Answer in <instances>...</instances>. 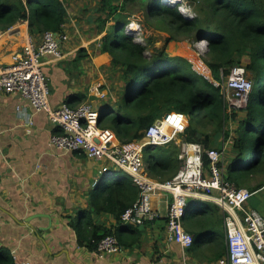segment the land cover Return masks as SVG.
I'll return each mask as SVG.
<instances>
[{"label": "trees", "instance_id": "16d2710c", "mask_svg": "<svg viewBox=\"0 0 264 264\" xmlns=\"http://www.w3.org/2000/svg\"><path fill=\"white\" fill-rule=\"evenodd\" d=\"M99 1V8L108 12V17L100 19L99 32L105 29L108 20H114L102 37L101 49L112 54V63L120 67L124 80L123 91L114 106L103 108L100 124L113 128L117 137L127 142L142 137L144 130L164 111H183L189 115L185 140L200 142L208 149L220 148L225 141L223 134L225 139L232 137L231 156L226 165L229 179L238 186H247L254 174H264V0H189L197 13L193 18L185 17L178 5L143 0L140 7L171 29L166 40H174L176 49L160 48L150 56L145 53L146 46L125 30L130 21L129 12L133 11H128L126 6L131 0ZM68 15L67 0H0V29L28 21L36 39L46 30L62 32ZM36 34L39 37H34ZM202 36L208 40L205 55L193 53L187 45L178 42L185 39L194 42ZM180 51L190 53L176 54ZM88 55L82 47L75 61ZM245 57H249L246 70L253 77H250L253 88L248 104L228 111L219 82L229 74L232 65L243 63ZM127 88L130 93L126 98L123 94ZM179 153L180 146L175 142L146 147L144 156L149 173L162 181L172 179L182 164ZM203 159L207 171L210 159L206 153ZM262 188L264 180L250 189ZM139 193L140 188L131 176L122 171L117 180L94 188L90 209L81 213L108 211L120 221L122 212L134 203ZM196 207L203 208L196 212L198 216L209 210L206 202L190 198L187 208ZM217 208L220 206L215 203L214 209ZM258 209L264 214V198L260 199ZM184 225L187 228L186 222ZM76 226L80 244L84 242L89 248L96 249L98 241L111 233L118 236L121 244L125 243L121 226L115 231L99 226L92 230L84 225ZM208 231L211 235L217 232L213 227L191 231L192 247ZM14 262L11 249L0 245V264Z\"/></svg>", "mask_w": 264, "mask_h": 264}, {"label": "crops", "instance_id": "0c3cea01", "mask_svg": "<svg viewBox=\"0 0 264 264\" xmlns=\"http://www.w3.org/2000/svg\"><path fill=\"white\" fill-rule=\"evenodd\" d=\"M81 1L67 0L69 15L62 31L69 36L62 42L65 56H43L51 103L57 106L67 101L75 105L88 100L99 110L113 107L117 91L111 83L117 76L108 67L118 74L121 70L112 63V54L102 51L99 45L114 21L102 32L99 28L93 30L96 16L93 12L81 15L82 4L89 0ZM29 37L28 21H18L3 30L0 59L11 61ZM82 47L89 55L76 62ZM246 59L249 61L245 57L243 62ZM99 92L104 94L100 96ZM61 131L46 111H34L20 94L0 91V245L15 249L29 264H223L227 254L224 211L221 207L214 209L216 202L211 196L196 197L209 205L207 213L198 216L196 212L202 207L189 208L184 217L191 231L211 227L217 230L213 235L208 231L194 247L167 238L170 192L153 196L160 216L140 225L124 224L108 211L81 213L90 209L94 188L108 183L110 175L101 173L103 161L83 151L54 146L51 135ZM230 145H226V165ZM261 198L263 188L248 203L258 208ZM76 225L112 231L121 226L125 243L119 252L102 255L84 242L80 244Z\"/></svg>", "mask_w": 264, "mask_h": 264}, {"label": "built area", "instance_id": "2783aa9c", "mask_svg": "<svg viewBox=\"0 0 264 264\" xmlns=\"http://www.w3.org/2000/svg\"><path fill=\"white\" fill-rule=\"evenodd\" d=\"M188 1L158 0L160 4L178 5L185 17L193 18L197 13ZM139 26L135 19L130 20V29L135 30ZM2 34L3 30L0 29V37ZM68 38L67 33L60 32L57 35V31L46 30L39 39L29 37L13 53L11 61L0 59V91L20 94L30 102L34 111H46L50 119L62 128L61 132L52 134L50 138L57 148L83 151L88 157L103 161V175L121 170L131 176L140 188V193L134 203L122 212L121 221L124 224L140 225L156 219L160 212L154 207L153 196L170 192L172 197L168 200L167 238L190 247L194 235L184 225V217L189 210L188 202L192 197L211 196L224 211L227 254L223 264H264V214L248 203L257 190L238 186L227 177L225 141L221 148L208 149L200 142H175V135L185 132L189 115L183 111L167 110L144 130L142 137L122 142L113 128L100 124L101 111L90 101L85 100L76 105L64 101L57 106L52 105L48 76L43 69V56L63 58L62 42ZM199 42H205L204 46H199ZM207 42L203 36L197 46L206 51ZM227 77L225 79L222 76L219 82L227 110L247 106L253 80L245 64L232 65ZM103 94L99 92L100 96ZM171 142L180 146L182 164L172 179L162 181L149 173L144 151L148 146ZM204 153L210 159L207 171ZM97 184L98 181L95 182ZM122 247L118 236L111 233L98 241L96 251L103 255L119 252ZM11 253L14 264H29L15 249Z\"/></svg>", "mask_w": 264, "mask_h": 264}, {"label": "rangeland", "instance_id": "374dc122", "mask_svg": "<svg viewBox=\"0 0 264 264\" xmlns=\"http://www.w3.org/2000/svg\"><path fill=\"white\" fill-rule=\"evenodd\" d=\"M143 0H131L127 3V10L128 11H132L129 12V20L135 19L137 22H139L140 26L137 27V29H130L129 28V23L126 25L125 30L130 33L131 35H133L135 37V39L139 42H141L142 44H144L146 46V50L145 53L150 56L153 52L157 51L160 48H168L173 50L175 43L174 40L173 41H167L166 38L171 34V29L164 23H162L160 21V19L154 18V16L149 15L147 10L143 9L140 7V3ZM82 1L80 0V3ZM99 0H89V3H87L86 1H84V3L82 4L83 8H81V12L80 14L83 16H87L88 13L93 12L94 15L96 16L95 18V25L94 27H92V29L94 30L95 28H99V25L101 22V18L103 17H108V12H104L103 10H101L99 7ZM90 5V6H88ZM193 8L194 5L192 4ZM195 10V9H194ZM196 11V10H195ZM126 13V12H125ZM114 20H108L107 24H111ZM130 22V21H129ZM114 23V22H113ZM203 37V36H202ZM202 37H198V40H195L194 42H188V39L185 40H179L178 42L182 43L183 45H187L189 50H191L193 53H197V54H201V55H205V51H203L204 49H200L199 46H197L198 41H200L202 39ZM207 38V36H206ZM182 39V38H180ZM101 46V44L99 45ZM195 51H194V50ZM176 50V49H174ZM190 53V52H189ZM189 53H185L183 51H180L179 53L176 54H182V55H189ZM247 59L244 60V64H246ZM116 70H117V66ZM110 73L112 74H116V78L115 80H112V89L114 91H117V95L116 98L118 99L120 96V91H123V87H124V80H123V75H122V71L118 74L117 71L113 70L111 66L108 67ZM249 76L252 77V73L250 71H247ZM112 74V75H113ZM113 76H111L112 78ZM228 78L227 76H225V79ZM253 78V77H252ZM118 86V89H115V87ZM101 88V85H100ZM262 90L264 91V81L262 83ZM130 93V89L127 88L124 90V97H128ZM100 111L103 112V109L100 108ZM232 124V122H230ZM232 127V126H231ZM230 127V128H231ZM232 129V128H231ZM175 142H181L182 140H185V133H180V134H176L175 135ZM222 140H225L226 145L228 144V142H230L232 140V137L230 136L229 138L227 137V139H225L224 134L222 136ZM122 171L121 170H116L113 174H111L108 178V181H114L117 180L119 178V176H121ZM264 180V174H254V176L251 178L250 182L247 184L246 187H254L259 181ZM256 197V196H255ZM252 207V206H251Z\"/></svg>", "mask_w": 264, "mask_h": 264}, {"label": "bare ground", "instance_id": "6f19581e", "mask_svg": "<svg viewBox=\"0 0 264 264\" xmlns=\"http://www.w3.org/2000/svg\"><path fill=\"white\" fill-rule=\"evenodd\" d=\"M204 44H205V42L204 43L203 42L202 43H200V42L198 43L199 46H204Z\"/></svg>", "mask_w": 264, "mask_h": 264}, {"label": "water", "instance_id": "95a60500", "mask_svg": "<svg viewBox=\"0 0 264 264\" xmlns=\"http://www.w3.org/2000/svg\"><path fill=\"white\" fill-rule=\"evenodd\" d=\"M57 35H60V32L57 31ZM59 37V36H58ZM60 40V38H58Z\"/></svg>", "mask_w": 264, "mask_h": 264}, {"label": "clouds", "instance_id": "9594fccd", "mask_svg": "<svg viewBox=\"0 0 264 264\" xmlns=\"http://www.w3.org/2000/svg\"><path fill=\"white\" fill-rule=\"evenodd\" d=\"M182 13V12H181ZM206 38V36H204ZM207 39V38H206Z\"/></svg>", "mask_w": 264, "mask_h": 264}]
</instances>
